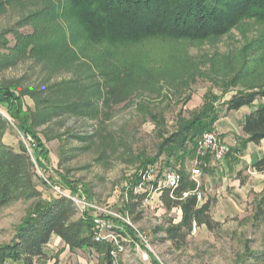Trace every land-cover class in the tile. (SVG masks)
Here are the masks:
<instances>
[{"label":"rangeland","instance_id":"1","mask_svg":"<svg viewBox=\"0 0 264 264\" xmlns=\"http://www.w3.org/2000/svg\"><path fill=\"white\" fill-rule=\"evenodd\" d=\"M68 7L66 0H0V60L9 62L0 67V84L35 90L48 100L38 110L36 100L23 99L25 110L43 114L36 130L49 155L41 159L44 168L36 167L35 185L44 199L58 195L51 184H58L62 174L78 183L77 193L62 191L85 199L93 207H87L89 214L107 210L131 223L148 245L118 233L125 249L120 264H153V259L160 264H264V173L253 168L264 158V141L246 145L241 128L247 110L228 113L225 105L264 84V24L249 18L223 36L204 40L153 38L110 46L88 41ZM21 39L39 51L18 56L11 49ZM208 100L217 116L211 129L230 147L223 161L202 160L191 193L200 206L211 203L212 225L183 229L184 235L171 238L168 230L181 225L182 211L167 210L162 197L154 195L131 213V193L136 194L143 176L169 169L194 182V144L186 146L189 154L178 148L161 154V146L199 116ZM68 104L78 108L67 112L61 106ZM262 104L264 97L256 106ZM0 115L9 122L4 143L16 150L23 144L35 158L40 149L3 107ZM219 122L229 126V133L216 129ZM35 203L20 200L0 208V248L13 242ZM125 224L118 222L123 232ZM46 253L38 264L103 261L94 251H71L56 236Z\"/></svg>","mask_w":264,"mask_h":264},{"label":"trees","instance_id":"2","mask_svg":"<svg viewBox=\"0 0 264 264\" xmlns=\"http://www.w3.org/2000/svg\"><path fill=\"white\" fill-rule=\"evenodd\" d=\"M70 17L80 25L88 41L94 44L110 46H128L148 39L162 38L173 40L199 41L210 37L223 36L244 19H256L264 24V0H66ZM8 30L5 33H12ZM33 37V36H32ZM31 39V36H29ZM18 56L38 52L37 48L26 39L18 40L11 49ZM8 61L0 60V67L8 65ZM25 97L36 100L38 110L48 103L35 90H21L13 85L0 84V107H3L9 118L15 123L23 136L40 149L34 160L25 145L19 150L3 141V134L9 127L8 120L0 115V208L11 203L24 200H35L36 203L28 218L18 227L13 242L0 248V264L22 263L34 264L46 259V249L52 237H58L71 251H94L103 255L102 264H113L109 243L96 241L98 229L91 214L79 216V209L69 199L57 195L55 198L44 199L37 189L36 165L44 168L42 158H48L37 128L43 125V114L38 111L25 110ZM264 97V84L261 89H251L245 93L234 95L228 100L226 111L236 112L247 108L252 111L245 116L242 131L246 136L244 143L260 145L264 141V104L256 106L259 98ZM58 107V106H57ZM67 112L74 107L71 104L61 106ZM76 111V110H74ZM217 120L215 108L209 100L199 116L186 122L180 131L167 138L162 146V153L178 148L186 149L188 143L194 144L205 133L212 132ZM212 126V127H211ZM199 136V138H198ZM87 141L86 138H80ZM147 164H154L148 162ZM169 166V162L167 164ZM258 173H264V158L253 164ZM135 181V180H134ZM77 181H71L60 174L58 183L64 189L77 193ZM195 190V182L181 176V183L172 193L165 192L161 197L165 208H179L182 211L181 225L171 228V238L184 234L180 231L189 230L194 224L212 225L210 218L211 203L199 205ZM184 194H188L184 197ZM129 211L144 202L143 194L131 193ZM137 239L132 227L125 224L122 234ZM153 259V258H152ZM153 264H160L153 259Z\"/></svg>","mask_w":264,"mask_h":264},{"label":"built area","instance_id":"3","mask_svg":"<svg viewBox=\"0 0 264 264\" xmlns=\"http://www.w3.org/2000/svg\"><path fill=\"white\" fill-rule=\"evenodd\" d=\"M27 148V147H26ZM29 155L34 160V156L32 152L27 148ZM230 147L229 145L220 137L216 132H205L196 142L195 146V158L193 159V169L191 171L192 178L194 182H197V178L201 175V171L199 169L201 162L207 156H211L216 161H223L225 157L229 154ZM37 167V165H36ZM38 168V167H37ZM153 173V170L151 172ZM41 174V173H40ZM42 177L43 174H41ZM45 182L49 184L48 180L44 178ZM181 183V175L174 169H169L161 173L160 175H152L143 176V180L139 183L138 188L135 190L136 194L146 195L144 201H149L153 198L154 195L162 196L165 192H170L173 194L175 190L178 189ZM51 186L56 190L59 196H63L69 199L73 204L79 209V216L82 217L85 213H88L90 207H93L86 202L85 199L72 194L70 192L62 191V187L58 184H51ZM188 194H184V197H187ZM201 194L198 195V199H201ZM99 210V209H98ZM100 211V210H99ZM101 214L94 215V222L98 229V233L96 234V241L109 243L113 246L111 250V257L113 259V264L119 263V256L122 252H124V244L119 242V234L123 231L119 228L118 222L122 221L126 223L130 227H133L131 223L126 222L119 215L113 214L107 210H101ZM113 217V218H112ZM116 223H114V221ZM194 231L197 230V225H193ZM136 232L137 239L142 242L141 247H146L148 245V241L146 237L137 229H134ZM119 233V234H118ZM146 244V245H145ZM34 264H38L35 262Z\"/></svg>","mask_w":264,"mask_h":264},{"label":"crops","instance_id":"4","mask_svg":"<svg viewBox=\"0 0 264 264\" xmlns=\"http://www.w3.org/2000/svg\"><path fill=\"white\" fill-rule=\"evenodd\" d=\"M247 110V113H246V115L247 114H249L251 111H252V109H247V108H244V110ZM241 110H243V109H241ZM240 110V111H241ZM236 112H239V111H236ZM230 113H233V112H230ZM225 127H223L221 124H220V122L218 123V124H216V129L217 130H221L222 131V133H229V131H230V129H229V126L226 124L225 125V123L223 124ZM242 125H243V123H242ZM241 131H242V128H241ZM243 132V131H242ZM263 142V141H262ZM248 145H253V144H248ZM256 146H259V145H256ZM208 158H212L211 156H207ZM206 157V158H207ZM213 159V158H212ZM59 241H61L58 237H56ZM44 263H47V262H44Z\"/></svg>","mask_w":264,"mask_h":264}]
</instances>
